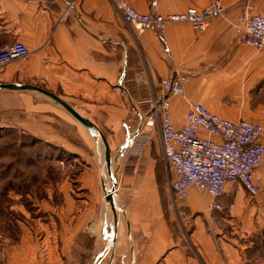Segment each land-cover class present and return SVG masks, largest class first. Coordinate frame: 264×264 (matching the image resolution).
I'll return each mask as SVG.
<instances>
[{"label": "crops", "instance_id": "0c3cea01", "mask_svg": "<svg viewBox=\"0 0 264 264\" xmlns=\"http://www.w3.org/2000/svg\"><path fill=\"white\" fill-rule=\"evenodd\" d=\"M111 1L0 0V50L22 43L29 53L0 70V84L39 87L94 124L108 142L117 184L113 211L102 191L106 167L98 140L45 96L0 89V112H25L27 131L41 133L42 142L80 162L72 182L58 168L48 173L56 181L42 189L41 198L31 191L30 210L13 200L0 207V264H264V256H248L264 246L263 201L233 182L216 200L192 188L187 199L173 204V174L159 136L139 153L129 140L148 114L143 102L166 96L162 83L168 79H181L184 88V98L168 97L176 128L191 102L230 121H264V47L242 42L248 19L264 15V0H220L224 15L203 33L177 23L139 36ZM125 1L140 13L163 16L209 5ZM75 128L89 139L86 147L68 140ZM257 173L264 188V160ZM212 203L219 209L210 211ZM216 219L238 225L225 232L215 227L222 237L213 238L208 229Z\"/></svg>", "mask_w": 264, "mask_h": 264}, {"label": "built area", "instance_id": "2783aa9c", "mask_svg": "<svg viewBox=\"0 0 264 264\" xmlns=\"http://www.w3.org/2000/svg\"><path fill=\"white\" fill-rule=\"evenodd\" d=\"M111 3L122 21L138 36L147 30L163 32L168 25L177 23H186L195 33H203L212 19L225 13L220 0H209V5L202 9L191 8L166 16L155 12L140 13L125 0H112ZM63 19L64 15L60 20ZM242 42L257 50L264 47V15L248 19ZM28 54L22 43L3 47L0 69ZM162 85L166 96L143 102L149 107L148 114L137 134L129 140L137 142L139 153L159 136L163 160L173 174L169 182L173 204L187 199L192 188L216 200L222 197L226 185L233 182H238L250 197L264 202V188L257 173L264 160V145L260 142L264 121H230L213 114L201 103L191 102L184 124L176 128L168 97L184 98L182 80L168 79ZM124 94L123 90L120 95L123 97ZM201 130L209 138L202 137ZM212 137L219 141H213ZM209 209L218 210L219 206L212 203Z\"/></svg>", "mask_w": 264, "mask_h": 264}, {"label": "rangeland", "instance_id": "374dc122", "mask_svg": "<svg viewBox=\"0 0 264 264\" xmlns=\"http://www.w3.org/2000/svg\"><path fill=\"white\" fill-rule=\"evenodd\" d=\"M6 102H9V100ZM12 113L13 111L6 110L0 112V124L5 125V127L0 128V207L9 206L13 200L18 202L24 209L30 210V201L32 200L30 193L34 191L35 197L41 198L42 189L49 187L56 181V178L51 179L50 177L53 175L48 173H56L58 168L61 176L65 175L67 177L68 183L76 179V174L80 169V162L77 159L79 156L45 144L40 139H44L41 133L27 131L25 112L15 111L14 116H11ZM58 120L60 122L59 118ZM71 134L68 138L70 142L81 147L87 146L85 140L87 142L89 139L81 136L76 128L71 131ZM98 143L102 148L100 140H98ZM101 152L103 153L102 150ZM105 176L104 173L102 182H105ZM56 177L58 180V174ZM6 193L10 196L8 197ZM250 204H253V202H250ZM20 215L22 216V214ZM1 217L3 218V211L0 208ZM185 220L186 218L184 219L186 223L188 220ZM216 221V223H211L208 229L213 238L222 237L221 233L220 235L217 233L215 227L222 228V231L225 232L231 229L232 226L238 225V222L231 223L219 219H216ZM187 226L188 232L194 227L190 220ZM258 246V255L248 254V256H264V246Z\"/></svg>", "mask_w": 264, "mask_h": 264}, {"label": "water", "instance_id": "95a60500", "mask_svg": "<svg viewBox=\"0 0 264 264\" xmlns=\"http://www.w3.org/2000/svg\"><path fill=\"white\" fill-rule=\"evenodd\" d=\"M0 89L9 90V91H31L36 92L46 98L52 100L57 105L61 106L78 124H80L92 137L94 140H100L104 150V162L106 167V177L105 182L102 184V191L105 198V201L110 205L113 211H115V186L116 179L111 171V152L108 145V142L104 135L97 129V127L92 124L88 119L81 116L78 112H76L71 106H69L66 102L62 101L57 96L39 88L36 86L25 85V84H0ZM116 231V227L114 225V232ZM114 239L112 236L110 247L113 246Z\"/></svg>", "mask_w": 264, "mask_h": 264}]
</instances>
